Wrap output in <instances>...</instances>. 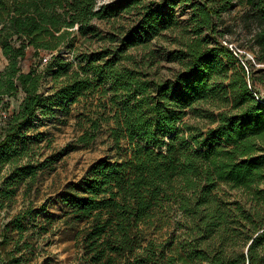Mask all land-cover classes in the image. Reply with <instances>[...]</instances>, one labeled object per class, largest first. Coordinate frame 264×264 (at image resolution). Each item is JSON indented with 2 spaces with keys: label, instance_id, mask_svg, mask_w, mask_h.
<instances>
[{
  "label": "trees",
  "instance_id": "1",
  "mask_svg": "<svg viewBox=\"0 0 264 264\" xmlns=\"http://www.w3.org/2000/svg\"><path fill=\"white\" fill-rule=\"evenodd\" d=\"M182 3L190 8L187 23L176 12ZM122 13L135 16L129 32L65 57L64 45L99 32L95 19ZM169 31H180L182 48L170 53L183 68L163 78L154 62L129 50ZM243 32L246 39L233 46L230 36ZM0 44L9 60L0 72V264H31L27 222L46 207L10 219L3 210L61 155L37 159L45 134L29 131L40 113L81 96L104 108L89 117L95 131L114 122L117 150L57 196L66 206L63 223L82 225L75 239L84 264H264V68L240 52L251 48L264 64V0H0ZM31 50L52 56L25 71ZM190 114L212 125L192 123ZM224 184L249 192L251 205L220 198ZM175 219L183 231L163 240ZM49 230L43 225L41 233Z\"/></svg>",
  "mask_w": 264,
  "mask_h": 264
},
{
  "label": "rangeland",
  "instance_id": "2",
  "mask_svg": "<svg viewBox=\"0 0 264 264\" xmlns=\"http://www.w3.org/2000/svg\"><path fill=\"white\" fill-rule=\"evenodd\" d=\"M113 1L116 0H98V5ZM176 12L179 18L187 23L190 17V8L187 3L179 4L176 7ZM236 14L237 11L233 12V16ZM134 19L135 16L129 13H122L118 18L110 21L95 19L94 25L99 32L80 34L64 45L62 50L65 57L68 60H73L83 53L110 46L112 44L111 37L129 32L135 25ZM229 19L232 22V16H229ZM179 32L169 31L165 36L154 38L147 44H139L129 51L134 53L139 60L146 63L154 62L153 69L158 72L160 77H173L183 68L181 60L174 58L170 53L172 50L182 48ZM230 37L234 40L233 46L235 47L246 39L245 32L236 33ZM240 52L246 56V60L255 63L256 68H264V64L256 62L255 50L241 47ZM43 54L35 57L31 50L28 58L23 61L24 70L29 71L32 66L37 65L43 67L44 65L41 64ZM8 63L9 60L0 44V72L6 68ZM258 88L264 95V86L259 84ZM23 97L24 93L11 99L12 110L19 107ZM203 107L207 109L209 105H203ZM103 109L98 106L94 96L89 98L81 96L79 100L68 106L56 105L54 114L43 115L40 113L39 118L34 121L29 131L31 135H37L39 132L45 134V138L35 144L38 153L37 159L45 160L49 156L61 154L55 163L40 172L39 179L31 188L26 184L22 185L12 207L3 210L5 218L10 219L29 206L36 209L41 206L46 207V210L42 211L37 219L27 222L29 230L26 232V238L33 243V246L32 249H27L26 257L31 259V264H84V252L75 239L77 229L82 225L67 226L63 223L60 217L66 210V206L57 196L71 182L83 177L92 164L99 159L107 156L116 157L115 143L110 137V128L114 122L102 121V126L95 131L89 120V117H99ZM191 115L187 119L192 123H201L202 126L207 127L212 125L210 118ZM88 132L95 134L94 139L90 142L82 140ZM217 194L229 202H241L245 206L251 205L250 193L245 190L233 189L224 184ZM50 220L51 224L48 222ZM43 225L49 227V232L41 233ZM182 231L175 219L173 225L165 228L163 240L179 235ZM240 243L244 244L243 240H240ZM10 248L11 246H8V249Z\"/></svg>",
  "mask_w": 264,
  "mask_h": 264
},
{
  "label": "built area",
  "instance_id": "3",
  "mask_svg": "<svg viewBox=\"0 0 264 264\" xmlns=\"http://www.w3.org/2000/svg\"><path fill=\"white\" fill-rule=\"evenodd\" d=\"M51 56H52L51 53H47V54L45 55V57H44V62H45V63L48 62L49 59L51 58ZM262 97L264 98V95H262ZM4 114H6V113L4 112Z\"/></svg>",
  "mask_w": 264,
  "mask_h": 264
}]
</instances>
